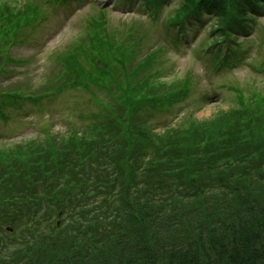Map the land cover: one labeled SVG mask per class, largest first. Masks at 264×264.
Segmentation results:
<instances>
[{
    "label": "trees",
    "instance_id": "trees-1",
    "mask_svg": "<svg viewBox=\"0 0 264 264\" xmlns=\"http://www.w3.org/2000/svg\"><path fill=\"white\" fill-rule=\"evenodd\" d=\"M160 1L142 6L154 9ZM246 1L182 0L170 21L184 27L185 20L209 15L228 34L236 26L232 14L241 15ZM26 7L24 14L4 11L3 29L34 18L36 5ZM104 33L89 27L84 57L100 61L108 52L112 60L114 43ZM254 98H239L238 111L255 121L246 141L239 126L221 122L216 131H225L224 140L207 126L184 137L189 145L178 156L201 173L188 182L169 165L177 162L172 148L161 164L168 136L132 125V114L109 115L99 134L86 139L73 134L17 149L0 163V264H264V136L252 135L264 134V117ZM88 187L110 198L85 205ZM193 200L198 204L189 207Z\"/></svg>",
    "mask_w": 264,
    "mask_h": 264
},
{
    "label": "rangeland",
    "instance_id": "rangeland-1",
    "mask_svg": "<svg viewBox=\"0 0 264 264\" xmlns=\"http://www.w3.org/2000/svg\"><path fill=\"white\" fill-rule=\"evenodd\" d=\"M1 1L21 10L25 3V0ZM97 5L104 7V21L116 35L111 36L115 41L112 49L120 44L114 55L123 56L125 43L121 41L130 46L127 55L119 62H115L112 56L109 64L101 61L91 63L90 56L84 57L85 53L78 45L67 66L82 78L78 77L74 86L63 87L57 96L43 95L40 88L45 89L47 82L59 77L60 71H65L62 66L65 60L60 61L56 57L84 31L89 17L99 15ZM177 6V0H170L155 18H151L118 5L114 0L73 2L62 8L47 7L32 24L15 30L12 36L15 35L17 42L9 47L8 55L21 60L22 66L10 61L4 65L0 71V91L20 90L21 95L14 101L0 95V151L3 144L11 141H6L9 131H14L11 134L13 141L26 140L29 143L30 140H44L46 132L52 138L66 141L63 138L74 131L88 138L89 125L95 126L98 122L107 125L105 114H134L136 122L132 125H143L147 133L161 138L165 134L168 136L169 146L163 151L161 164L172 148V157L177 162L169 165L177 176L185 177L182 180L188 182L189 178L194 179L201 173L192 168L187 158L178 156L181 148L189 145L184 139L186 135L189 138L207 126L208 133L213 136L218 133L216 126L221 122L224 126H239L240 136L246 141L245 137L250 132L247 126L251 123L255 127V121L250 117L252 114L238 111L239 98L251 102L259 96L256 102L261 105L260 114L264 117V17L257 19L249 33L233 41H228L229 35L222 40L224 35L218 32L222 22L213 16L205 17L210 19L204 21H191L187 31H179L180 35L176 36L166 28L165 19ZM229 9L227 5L225 10ZM127 30L133 33L134 38ZM216 49H223V52L216 53ZM217 61L222 65L218 66ZM141 63V67L136 69ZM96 70L98 76L94 77L91 71ZM149 83L152 88L142 91V87ZM36 92L40 96L33 105L34 101L25 95ZM122 98L124 101L116 105L115 101ZM104 105L111 110L108 111ZM252 135L264 136L261 132H253ZM218 137L219 140L226 139L225 131L221 129ZM136 138L144 144L140 136ZM153 142L159 146V141ZM144 152L147 159L151 150L147 148ZM0 157L1 164L7 163V156L0 153ZM150 159H154L153 152ZM88 189L84 195L85 205L87 202L90 205L97 196L108 195ZM197 204L196 200L187 203L189 207Z\"/></svg>",
    "mask_w": 264,
    "mask_h": 264
}]
</instances>
